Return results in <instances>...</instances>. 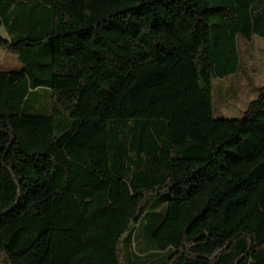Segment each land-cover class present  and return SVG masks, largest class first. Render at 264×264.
Here are the masks:
<instances>
[{"label":"trees","instance_id":"16d2710c","mask_svg":"<svg viewBox=\"0 0 264 264\" xmlns=\"http://www.w3.org/2000/svg\"><path fill=\"white\" fill-rule=\"evenodd\" d=\"M0 26V264H264V83L235 118L211 95L264 0H0Z\"/></svg>","mask_w":264,"mask_h":264},{"label":"rangeland","instance_id":"374dc122","mask_svg":"<svg viewBox=\"0 0 264 264\" xmlns=\"http://www.w3.org/2000/svg\"><path fill=\"white\" fill-rule=\"evenodd\" d=\"M0 36L7 37L0 26ZM241 65L235 74L212 79V115L214 118H235L242 115L255 98V87L264 83V40L253 36L239 41ZM21 64L14 53L0 50V68L16 70ZM51 98L38 92L24 103L22 110L32 114L48 113ZM124 254L126 252L124 251Z\"/></svg>","mask_w":264,"mask_h":264}]
</instances>
